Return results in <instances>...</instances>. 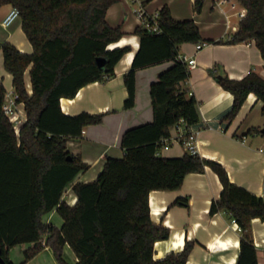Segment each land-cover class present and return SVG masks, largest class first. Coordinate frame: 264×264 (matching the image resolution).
Here are the masks:
<instances>
[{
	"label": "trees",
	"instance_id": "trees-1",
	"mask_svg": "<svg viewBox=\"0 0 264 264\" xmlns=\"http://www.w3.org/2000/svg\"><path fill=\"white\" fill-rule=\"evenodd\" d=\"M118 1L0 0V7L11 4L19 8L34 51L24 53L9 41L0 45L17 102L24 103L27 113L17 132L3 111L7 90L0 82V258L15 264L10 259L12 247L32 243L21 264L46 247L52 248L60 264H68L63 257L68 244L78 258L76 264H186L192 250L189 242L181 252L154 258L155 243L167 239L170 230L153 222L149 195L153 190L180 189L187 174L203 172L209 166L223 185L210 214L225 211L239 223L242 235L236 264H258L251 224L257 217L264 221V195L236 185L220 162L198 153L186 150L180 157L159 155L171 126L184 123L188 129L200 120L198 101L183 86L191 71L178 57L182 44L204 40L194 19H176L168 5L159 10L161 33L135 27L139 48L124 74L128 90L125 108H132L136 73L173 62L151 85L152 122L124 132L121 146L126 154L108 157L95 180L73 184L78 197L74 205L62 198L66 186L89 168L68 150V141L82 136L87 126L102 122L104 113L69 116L62 111L60 100L75 97L87 84L112 78L120 59L131 50L129 45L109 48L125 35L121 26H111L106 19L110 6ZM233 1L247 12L228 42L253 41L264 59V0ZM203 4L204 0H196L195 12L200 13ZM30 66L31 94L25 83ZM218 81L233 95V108L224 120L236 118L250 93L262 102L264 115V78L259 73L252 70L240 80L224 74ZM174 204L188 206L189 201L180 197ZM54 208L63 218L61 228L42 221Z\"/></svg>",
	"mask_w": 264,
	"mask_h": 264
},
{
	"label": "crops",
	"instance_id": "crops-1",
	"mask_svg": "<svg viewBox=\"0 0 264 264\" xmlns=\"http://www.w3.org/2000/svg\"><path fill=\"white\" fill-rule=\"evenodd\" d=\"M196 0H119L110 6L106 19L111 26H121L124 37L109 48L131 46L116 65L115 75L106 82H92L82 87L75 97H62L60 100L65 114L77 115L82 112L104 113L102 122L87 126L82 136L68 141V150L79 156L89 165L70 182L62 196L74 205L77 195L73 191L76 182H90L97 178L108 157L122 158L125 151L121 146L124 132L134 126L152 122L153 106L151 85L159 75L172 65V61L155 64L136 73V98L132 108H125L128 90L124 74L131 68L135 53L139 48V37L134 34L140 20L134 8L141 5L148 14H154L164 5L170 6L172 15L178 20L194 19L200 28L204 41L213 40L201 50L195 43H184L180 53L195 57L197 66L191 70L190 77L183 84L198 101L200 120L186 129L184 123L170 127V137L159 150L163 157L184 156L186 147L182 137L189 132L196 134L197 153L207 159L220 162L229 173L230 180L257 196L264 195V116L259 115L262 102L250 93L232 121L224 117L233 108V95L218 81V75H228L240 80L250 71H256L264 78V59L255 42H228L238 31L240 20L247 9L233 0H204L201 12L194 10ZM13 7L5 4L0 7V45L9 41L24 53L31 54L33 45L26 36L22 20L18 18L7 29L2 25L6 14ZM0 46V82L7 93L14 92L13 77L5 69ZM30 68L25 72L28 92L32 93ZM213 73H212V72ZM18 127L26 122L27 113L23 102H16ZM252 130V132H249ZM223 185L218 174L206 166L203 172L186 175L180 189L153 190L149 195L151 218L170 230L167 239L155 243V259H163L171 252H181L186 243H192L191 255L186 264H236L240 253L242 231L228 212L210 214L213 200L220 197ZM188 198V206L174 204L177 198ZM45 224L58 228L63 218L54 208L42 217ZM251 229L257 248L258 264H264V221L252 219ZM32 243L17 244L10 250V259L21 264L25 250ZM66 248H70L68 244ZM71 249V248H70ZM72 250V249H71ZM55 260L50 247H46L32 260H39L42 254ZM75 254V253H74ZM41 258V257H40ZM47 258V257H45ZM74 264L78 258L74 255Z\"/></svg>",
	"mask_w": 264,
	"mask_h": 264
},
{
	"label": "built area",
	"instance_id": "built-area-1",
	"mask_svg": "<svg viewBox=\"0 0 264 264\" xmlns=\"http://www.w3.org/2000/svg\"><path fill=\"white\" fill-rule=\"evenodd\" d=\"M134 12L138 16L140 20V25L148 30L149 32L159 34L162 32V28L160 27V13L157 11L154 14H148L143 6L139 5L134 8ZM18 18L20 17V10L17 7H12L9 12L6 14L5 18L2 21V25L7 29L10 27ZM209 42L207 41H199L195 43L197 50H201L205 46H207ZM179 60L183 61L187 64V67L191 71L197 66V60L195 57L188 56L186 54H179ZM17 95L15 92H9L5 96V100L3 102V111L7 116H9L10 121L14 124L15 130L19 132L18 127V117L17 109H16ZM196 134L190 132L189 134H185L182 138V142L184 143L187 150L192 153H197L196 146ZM264 151V149H261Z\"/></svg>",
	"mask_w": 264,
	"mask_h": 264
},
{
	"label": "rangeland",
	"instance_id": "rangeland-1",
	"mask_svg": "<svg viewBox=\"0 0 264 264\" xmlns=\"http://www.w3.org/2000/svg\"><path fill=\"white\" fill-rule=\"evenodd\" d=\"M259 115H263L262 112L259 113ZM264 116V115H263ZM52 249V248H51ZM53 251V250H52ZM74 250H71L70 248H66L64 247V254H63V257L65 259V261L68 263V264H74V261H73V258H74ZM54 253V252H53ZM41 257V258H40ZM39 257V260H32L30 264H60L57 259L56 261L55 260H50L48 258V256H46V254H42V256ZM47 257V258H45ZM55 257V256H54Z\"/></svg>",
	"mask_w": 264,
	"mask_h": 264
},
{
	"label": "water",
	"instance_id": "water-1",
	"mask_svg": "<svg viewBox=\"0 0 264 264\" xmlns=\"http://www.w3.org/2000/svg\"><path fill=\"white\" fill-rule=\"evenodd\" d=\"M98 61H99L100 65L103 64V59L100 58V59H98ZM218 78H221V75H218ZM261 131H262V133H264V128ZM0 261L2 264H7L2 258H0Z\"/></svg>",
	"mask_w": 264,
	"mask_h": 264
}]
</instances>
